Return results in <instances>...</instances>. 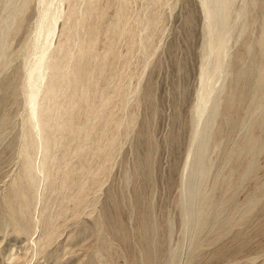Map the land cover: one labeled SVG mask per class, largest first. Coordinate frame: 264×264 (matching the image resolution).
<instances>
[{"label": "rangeland", "instance_id": "rangeland-1", "mask_svg": "<svg viewBox=\"0 0 264 264\" xmlns=\"http://www.w3.org/2000/svg\"><path fill=\"white\" fill-rule=\"evenodd\" d=\"M207 3L0 0V264H264V0Z\"/></svg>", "mask_w": 264, "mask_h": 264}, {"label": "bare ground", "instance_id": "bare-ground-1", "mask_svg": "<svg viewBox=\"0 0 264 264\" xmlns=\"http://www.w3.org/2000/svg\"><path fill=\"white\" fill-rule=\"evenodd\" d=\"M203 6L205 7V9H206V18L208 19V20H211V19H213L214 18V14H213V11H210V10H208V8L209 7H207L208 6V3H207V0H203ZM225 6H226V3L225 2H223L222 3V5H221V7L219 6V8H225ZM49 10V9H48ZM45 11V10H44ZM43 14V13H42ZM42 17V16H41ZM48 17V13H45V15H44V17H43V19L45 20V19H48L47 18ZM49 18H50V16H49ZM56 20V19H55ZM43 23V22H42ZM49 23V22H48ZM53 23V22H52ZM44 25V24H43ZM42 25V26H43ZM208 27H210V26H208ZM212 28V27H211ZM214 30V29H213ZM53 31V30H52ZM211 34H213L212 33V31H211ZM48 37V36H47ZM50 37V36H49ZM210 37V36H209ZM209 42H210V40H209ZM45 45V44H44ZM215 45V44H214ZM47 46V45H46ZM208 46H209V44H208ZM216 46V45H215ZM44 48V47H43ZM47 47H45L44 48V50L42 51V57H41V59H40V61H39V63H38V65L32 70V72L30 73V75H29V78H30V80H34V79H36L37 77H38V72L41 70V67H42V61H43V57H44V55L46 54V52H47V50L49 49H46ZM213 49V51H215L216 53H218V54H222L223 52H224V50L222 51V49H223V46H218L217 48L216 47H214V48H212ZM221 51H222V53H221ZM212 53V52H211ZM213 54V53H212ZM217 54V55H218ZM216 55V54H215ZM219 56V55H218ZM215 57H217V56H215ZM46 63V62H45ZM46 64H44L43 65V67L45 66ZM50 65V64H49ZM34 66V65H33ZM47 67V66H46ZM56 67V66H55ZM32 69V68H31ZM56 69V68H55ZM58 69V68H57ZM57 69H56V71H57ZM220 69V68H219ZM203 71H204V69H203ZM205 72V71H204ZM203 73V72H202ZM203 75V74H202ZM58 76H56V78H57ZM205 78V77H204ZM54 80V79H53ZM65 80V79H64ZM79 80V79H78ZM204 81V80H203ZM57 82H58V80H57ZM31 86H32V91H31V93H30V104H31V106H32V111H33V114L35 113V108H36V102H37V98H38V90L36 89V87H34L35 85L34 84H31ZM53 86V85H52ZM56 86H57V84H56ZM67 87V86H66ZM57 88V87H56ZM52 92V91H51ZM53 93V92H52ZM51 93V94H52ZM56 93V92H55ZM54 93V94H55ZM53 95V94H52ZM29 97V96H28ZM204 101H206V99L205 100H203V102ZM205 103V102H204ZM199 107V106H198ZM204 109L202 108L201 110H199L198 111V115L200 116V114H203L204 113ZM42 122V121H41ZM45 123V122H44ZM43 123V124H44ZM47 126V125H46ZM43 129V128H42Z\"/></svg>", "mask_w": 264, "mask_h": 264}]
</instances>
